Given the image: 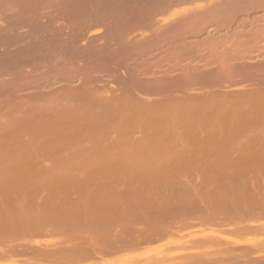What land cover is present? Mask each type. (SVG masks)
Returning <instances> with one entry per match:
<instances>
[{"label": "rangeland", "instance_id": "374dc122", "mask_svg": "<svg viewBox=\"0 0 264 264\" xmlns=\"http://www.w3.org/2000/svg\"><path fill=\"white\" fill-rule=\"evenodd\" d=\"M79 106L87 119H69L76 129L31 132L44 118L53 126L83 116ZM8 139L18 142L0 143V219L25 210L60 230L85 228L0 237V264H264V0H0V142ZM54 167L62 171L51 176ZM143 190L169 197L152 201L164 203L150 215L167 212L160 223L176 231L130 247L143 222L160 223L138 219L146 209L132 227L128 211L111 225L105 213L129 195L146 203ZM111 191L129 194L114 201ZM236 200L244 212L255 205V220L226 224L217 213L213 223L208 209L223 213ZM49 250L75 260L31 252Z\"/></svg>", "mask_w": 264, "mask_h": 264}, {"label": "bare ground", "instance_id": "6f19581e", "mask_svg": "<svg viewBox=\"0 0 264 264\" xmlns=\"http://www.w3.org/2000/svg\"><path fill=\"white\" fill-rule=\"evenodd\" d=\"M80 107H81V106H79L78 109H80ZM81 108H82V107H81ZM78 109H76V110H74V111H78V113H81V110H78ZM82 110H83V108H82ZM82 112H83V116H80V114H77V113H76V114H77V117H75V114L73 115L74 112L71 111L69 114H72L73 116L70 115L71 117L68 116L69 118H68V117H67V118H64V117H63V118H61L60 120L58 119L59 121H58V120H57V121L59 122V124H54L53 126H49V125H52V124L47 122V121H49V119H47V118H44L43 121H38V122L32 120V122H36V124H34L36 128H34L33 131H31V132H33V133L36 132V134H34V136H38L37 134H39V133H37V132H39V131H41V130H44V131H45V133H44L43 131H41V132H43V134H47L46 132H48V134H49V132H51V131H53V130H54V132H57L58 130H61V129H64V130H65V129H66V128H65V127H66L65 124H66V125L68 124V127H70V126H72V124H74V126H75V125L78 123V122H76V123H74V122L71 123V122L69 121V119H71V118L74 119V120H76V119H79V118L82 117L81 119H83V120L80 119V121H82L81 124H83V123H85L84 121H85L87 118H86V115H84V113H86V111L83 110ZM86 114H87V113H86ZM40 115H41V114H40ZM65 115H66V114H65ZM36 117H38V116H36ZM43 117H44V116H43ZM41 118H42V117H41ZM85 118H86V119H85ZM38 119H39V118H38ZM38 119H37V120H38ZM84 119H85V120H84ZM34 120H36V118H34ZM41 120H42V119H41ZM44 121H45V122H44ZM133 121H134V119H133ZM133 121H132V122H133ZM42 122H43V123H46V124L44 125ZM60 122H61V123H60ZM41 123H42V124H41ZM70 123H71V124H70ZM130 123H131V122H130ZM48 124H49V125H48ZM63 124H64V125H63ZM78 124H80V123H78ZM37 125H38V126L42 125V126H40V127L38 128ZM47 125H48V126H47ZM43 126L47 127L48 130H47V128L44 129L45 127H43ZM64 126H65V127H64ZM131 126H132V125H131ZM41 127H43V128H41ZM60 127H61V128H60ZM68 127H67V128H68ZM59 128H60V129H59ZM78 128H79L78 130H80V127H79V126H78ZM35 129H36V130H35ZM40 129H41V130H40ZM69 129H70V128H69ZM75 129H76V126H75ZM103 129H104V128H103ZM37 130H38V131H37ZM55 130H56V131H55ZM82 130H84V129H82ZM82 130H80V132H83L82 134L80 133V134H81L80 136H84V135L86 134V131H82ZM62 131H63V130H62ZM62 131H61V133H62ZM65 131H66V130H65ZM41 132H40V134H41ZM54 132H51V133H54ZM66 132H68V131H66ZM70 132H72V131H70ZM84 132H85V133H84ZM103 132H104V131H103ZM73 134H76V132L73 133ZM77 135H79V134L77 133ZM77 135H74V136H77ZM15 139H17V138H15ZM9 140H10V139H8L7 141H6V140H5V141L3 140V141H1L0 143H2V142H3V143L6 142L5 144L7 145V143L9 142L8 144L10 145V143L12 144V142L16 141V140L11 139V141H12V142H11V141H9ZM17 142H18V141H16V143H17ZM5 144H4V145H5ZM2 145H3V144H2ZM6 145H5V146H6ZM48 145H49V144H48ZM1 147H2V148H1ZM0 148H1V151H0V152H2L3 146H0ZM132 152H133V151H132ZM133 153H135V152H133ZM0 154H3V156H4V153H0ZM4 157H5V156H4ZM4 157H3V158H4ZM41 157H42V156H41ZM1 159H2V157L0 156V162L3 161V159H2V160H1ZM31 163H32V162H31ZM31 163L28 164V166L31 165ZM37 163H38V161H37ZM20 165H21V164H20ZM28 166H27V167H28ZM37 166H38V165H37ZM34 167H35V165H34ZM49 167H50V166H49ZM51 167H52V166H51ZM68 167H69V166H68ZM77 167H78V166H77ZM59 168H60V167H59ZM63 168H64V167H63ZM88 168H89V167H88ZM88 168H86V169H88ZM48 169H52V168H48ZM56 169H57V168L54 167V169H53L52 171H55V172H50L49 175H51V173H54V174H55V173H59V174H60V171H62V170H60L61 168L59 169V172H57ZM76 169H77V168H76ZM83 169H85V168H83ZM28 170H29V169H28ZM33 170H34V169H33ZM98 170H99V169H98ZM47 171H48V170H47ZM71 171H72V170H71ZM71 171H70V172H71ZM81 171H82V170H81ZM89 171H90V170H89ZM91 171H92V169H91ZM93 171H94V170H93ZM43 172H45V171H43ZM65 172L67 173V172H69V171H65ZM94 172H95V171H94ZM96 172H97V171H96ZM45 173H46V172H45ZM91 173H92V172H91ZM46 174H47V173H46ZM54 174H53V175H54ZM46 176H47V175H46ZM51 176H52V175H51ZM51 176H48V177L51 178ZM256 181H257V180H256ZM256 181H254V182H255V183H259V182H260L259 180H258L259 182H256ZM261 184H262V183H261ZM249 186H250V185H249ZM262 186H263V185H262ZM262 186H261V187H262ZM262 188H263V187H262ZM251 189H253V188H251ZM251 189H250V190H251ZM148 190H149L148 192H150L151 189H148ZM250 190H249V191H250ZM254 190H255V189H254ZM143 191H144V190H143ZM99 192H100V191H99ZM107 192H108V191H107ZM122 192H123V191H122ZM129 192H130V194H133L132 191H129ZM138 192H139V193H140V192L142 193L141 195L137 194V195H139V197L143 196V195H144V192H145V195L143 196V198L147 199V198L145 197V196H147V194H146L147 191H144V192H142V191H138ZM138 192H135L134 195H136V193H138ZM153 192L155 193V191H153ZM153 192H152V193H153ZM261 192H263L262 189H261ZM85 193H86V192H85ZM105 193H106V191H105ZM105 193L103 194V196L105 195ZM112 193H113V192L111 191V193H109V194L107 193L106 195H107V196H111ZM117 193H118V192H117ZM124 193H125V191H124ZM156 193H158V192H156ZM249 193H251V192H249ZM253 193H254V192H253ZM258 193H260V192H257L256 194H258ZM114 194H115V193H113L112 196H111L112 199H113L114 196H115ZM128 194H129V193H128ZM128 194H127V195H128ZM251 194H252V193H251ZM261 194H262V193H260V195H261ZM95 195H96V194H95ZM98 195H100V194L98 193V194L96 195L97 198H98ZM106 195H105V196H106ZM113 195H114V196H113ZM119 195H120V196H122V195H123V196H127L126 193H125V195H124L123 193H118V195L116 194V196H119ZM137 195H136V196H137ZM188 195H189V194H188ZM248 195H249V194H248ZM260 195H259V196H260ZM85 196H87V195H85ZM90 196L92 197V195H90ZM100 196H101V195H100ZM105 196H104V198L107 199V203H106L105 205H108V201H110V200H108V199H110V197L107 198V196H106V197H105ZM116 196H115V199H116ZM123 196H122V197H123ZM129 196H130V198H131V201H130V199H129ZM129 196H127V200H126V198H125L124 203H123V202H118V203H120L119 206H116V204L114 203V201H119V200H121V198L118 199L119 197H118L116 200L113 199L114 201L112 200V201L109 202V203H110V204H109L110 206H111V203H112V202H113V204H115V206L112 205V206L114 207V209L112 208L113 210H115L116 212H117V211L119 212V210L122 209L121 211H123V213H120V212L118 213V212H117L118 214H116V216H114V215H112L111 213H112V212L115 213V211H113L112 209H111L112 212H111V211H107L109 207L107 208V210H104V208H103L104 211H107V213H105V212H104V213H105L106 216L109 218V219H108V218L106 217V218L108 219V221H111V222H110V225H111L113 219L115 220V222H116V220H117V221L119 220L118 216L120 217V220L123 221V218L125 219L126 217H121V215L123 214V216H124V215L126 214L127 211H128V213H129V215H130V214H131L130 211H132V209H133V210H134V209L136 210V208H137V210H136L137 213H136V211H134V212H135V215L133 214L134 212H133L132 215H130V216H129V215H126V216H127V219L129 218V220H127V219H125V220H127V221H131V223L128 222L129 225L132 224V223H134V220H135V222H137L136 219L133 220V218L136 217V215L138 214V212H143L145 209H146V210L144 211L145 214H144V213H142V214L140 213V214L142 215V217L140 216V218L138 217V219H141V218H143V217L145 216L143 220L146 219V221H147V220H148V221L150 220V222H151V220L154 218V219H153V222H154L155 224L152 222L153 225H157L156 223L159 224L160 221L163 220V217H164L165 215L167 216V212H165V213H166V214L164 213L165 215H164V214L161 215L162 213H160L159 216H157L158 219L155 218L156 216H155V217H152V215H153L152 213H153V211H154V208H155V210H157V209H161V207H162L161 205L166 201V200H162V198H163V199H166L167 196H165L166 198H164V197L161 198V196H160V194H159L158 197L161 198V201H164V202H162V203L160 202V205L157 204L158 201L160 200V198H158V199H157L158 201H156V199H155V200L153 199V198H155V196H154V197L152 198L153 200H151V198H150V194H149V196H148V199L146 200L147 202H146V203H143V204H138V203H137L138 200L135 201V200H136V197H135V196H133V195H132V196L129 195ZM190 196H191V195H190ZM256 196H257V199H258V198H259L258 195H256ZM256 196L253 195L252 197L255 198ZM94 197H95V196H94ZM132 197L135 198V200H133ZM137 197H138V196H137ZM139 197H138V199H139ZM176 197H177V196H176ZM244 197H245V196H244ZM250 197H251V196H250ZM250 197H249V198H250ZM252 197H251V200H252ZM261 197H263V194L261 195ZM261 197H260V198H261ZM82 198H83V197H82ZM92 198H93V197H92ZM101 198H102V197H101ZM101 198H98V199H101ZM123 198H124V197H123ZM123 198H122V199H123ZM170 198H171L170 200H172L173 197H170ZM245 198L248 199V196L245 197ZM254 198H253V200H254ZM260 198H259V199H260ZM94 199H95V198H94ZM105 199L102 198V200H104L103 203H105ZM141 199H142V198H141ZM141 199H140V200H141ZM145 199H143L142 201H144ZM167 199H169V197H168ZM174 199H175V198H173V200H174ZM262 199H264V197H263ZM128 200H129V201H128ZM140 200H139V201H140ZM183 200H184V199H183ZM183 200H181V201H183ZM253 200H252V201H253ZM255 200H256V199H255ZM255 200H254V202H255ZM85 201H86V200H85ZM92 201H93V200H91V202H92ZM97 201H98V200H97ZM152 201H153V202L156 201L157 203L154 204V203H152ZM184 201H185V200H184ZM246 201L248 202V200H246ZM258 201H259V200H258ZM95 202H96V200H95ZM144 202H145V201H144ZM172 202H173V201H172ZM172 202H171V203H172ZM225 202H226V201H225ZM260 202H262V204H263V203H264V200H262V201L260 200ZM260 202H258L259 205H260ZM77 203L80 204V202H77ZM81 203H84V202H81ZM96 203H97V202H96ZM122 203H123V204H122ZM175 203H176V202H175ZM178 203H180V202H178ZM195 203H196V202H195ZM226 203L228 204V202H226ZM226 203H225V205H226ZM231 203H232V202H231ZM235 203H237V200L235 201ZM240 203H241V201L239 200V206H240ZM249 203H251L250 200H249V202H248L247 204H249ZM252 203H253V202H252ZM252 203H251V204H252ZM98 204H99V203H98ZM121 204H122V205H121ZM156 204H157V205H156ZM168 204H169V203H168ZM208 204H209V202H208ZM208 204H207V205H208ZM210 204H211V203H210ZM221 204H222V203H221ZM229 204H230V203H229ZM229 204H228V205H229ZM233 204H234V202H233ZM247 204H246V205H247ZM262 204H261V205H262ZM81 205H82V204H81ZM84 205H89V204H88V202H87V204H84ZM91 205H93V204H91ZM91 205H90V206H91ZM144 205H145V206H144ZM165 205H166V204H165ZM169 205H170V204H169ZM171 205H173V203H172ZM174 205H175V204H174ZM177 205H178V204H176V207H177ZM228 205H226V206H228ZM241 205H242V204H241ZM252 205H253V204H252ZM263 205H264V204H263ZM76 206H78V204H77ZM76 206H74V207H76ZM112 206H111V207H112ZM141 206H144V209H143ZM184 206H186V205H184ZM191 206H192V205H191ZM195 206H196V205H195ZM221 206H222V205H221ZM226 206H225V207H226ZM229 206H230V205H229ZM231 206H232V204H231ZM231 206H230V207H226V208H228V210L230 209V212H231V213H230L227 209H225V208H224L225 210H224L223 213H220L222 210L219 211V212H216V211H218V210H216V211H214V212L211 213L212 210L210 211V209H208V210H209V215H210V214H211V215L213 214V215H214L213 217H215V218L217 217V218L215 219V222L213 221V223H216V221H217V219H218V216H219L220 214L223 216V217H222L223 219L221 218V219H219V220H221V221H222V220H225L224 223H225L227 220H229V222L227 221L229 224L232 223V222H230V221L234 220L233 218H235V217L238 218V219L240 218V219H239L240 221L242 220V221L240 222L241 225H242V223L245 221V220H244V216H246L245 219H249V218H250L251 220H253V219L255 220V218H253V217H256V216H254V213H255L254 210L256 211V209H257V208L255 207V205H254V207H253V208H255V209H254V210L251 209V211L253 210V212L249 211V210H250V209L248 208L249 206L247 207V209H246L247 211H245V212H244L245 207H244V210H242V209H243V208H242L243 206H241V207L239 208V207H238V203L236 204L237 207H236L235 205L233 206L234 209H233V207H232V210H231ZM103 207H104V205H103ZM117 207H119V209H118ZM120 207H121V208H120ZM138 207H139V209H138ZM174 207H175V206H174ZM174 207L172 208V206H170V207L168 206V208H172V209H174ZM176 207H175V208H176ZM206 207H207V206H206ZM208 207H209V206H208ZM211 207H214V205H211ZM235 207H236V208H235ZM259 207L262 208V209L260 210V211H261V212H260V215H261V216H264V213H262V211L264 212L263 206H262V207L259 206ZM85 208H88V207H85ZM89 208H90V207H89ZM93 208H94V205H93L92 209H93ZM105 208H106V207H105ZM147 208H148V209H147ZM178 208H179V206H178ZM201 208H202V207H201ZM219 208H220V207H219ZM13 209H14V208H13ZM17 209H18V208H17ZM32 209H33V208H32ZM42 209H43V208H42ZM72 209H73V208H72ZM75 209H76V208H75ZM92 209H90L91 212L93 211ZM98 209H99V208H98ZM130 209H131V210H130ZM140 209H141V210H140ZM142 209H143V210H142ZM166 209H167V208H166V206H165V210H166ZM180 209H181V210H177V208H176L175 211H176V212L178 211V213H180V212L182 211V209L184 210V208H182V207H180ZM191 209H192V208H191ZM191 209H188V210L191 211V213H192V210H191ZM199 209H200V208H199ZM203 209L205 210V211H204V212H205L204 214L206 215L207 210L205 209V207H204ZM203 209H201V210L203 211ZM212 209H214V208H212ZM235 209H237V212H240V211H241L240 213L243 212L242 214L237 213V214H239L240 217H237L238 215L235 213V212H236ZM239 209H240V210H239ZM28 210H29V209H28ZM82 210H83V209H82ZM85 210H86V209H85ZM100 210H101V209H100ZM109 210H110V209H109ZM194 210H195V209H194ZM13 211H14V210H13ZM13 211H12V212H13ZM21 211H22V210H21ZM26 211H27V209H26ZM29 211H30V210H29ZM33 211H34V210H33ZM40 211H43V210H40ZM76 211H81V209H80V210L78 209V210H76ZM124 211H126V212H124ZM146 211H149V212H146ZM184 211H185V210H184ZM198 211L200 212V210H198ZM232 211H235V212H232ZM258 211H259V210H258ZM3 212H4V211H2V213H3ZM15 212H16V211H15ZM24 212H25V210H24ZM24 212H21V214L23 213L22 215H20V213L17 212V213L19 214V216L17 215V213H15L17 217H16V216H11L10 213H9V214L7 213V214L9 215V216H8V215H6V213L4 212L5 216H2V218L0 219V237H1V238L5 237V235H6V236L8 235V237H9V238L11 237V239L14 238V240H15V239H16V240H17V239L19 240V239H21V238H25V237H28V236L30 237V236H32V235H35V236H36L37 234H39V235L41 234V235H42V233H46V232L48 231L49 227L51 228L52 232H53V230H56V233L54 232V234H57V232H58L57 230H60V229H57V228H59L60 226H59L57 223H52L53 221H51V219H50V221H51L50 223H51V224H48V223L45 224L47 221H45L44 223H43V221L40 222V221H39L40 218L37 217V216H34V215H33V214H35V213H31V215H30L29 213L26 212L27 214H25ZM81 212H82V211H81ZM83 212H84V211H83ZM87 212H88V211H87ZM108 212H110V213L108 214ZM155 212L158 213L157 211H155ZM163 212H164V211H163ZM182 212H183V211H182ZM182 212H181V213H182ZM185 212L188 213V211H185ZM185 212H184V214H187V213H185ZM196 212H197V211H196ZM215 212H216V214H215ZM225 212H227V213L225 214ZM63 213H67V212L64 211ZM128 213H127V214H128ZM146 213H147V214H146ZM172 213H174V212H172ZM217 213H219V215H218ZM233 213H234V214H233ZM245 213H250V216H249V214L245 215ZM252 213H253V214H252ZM4 214H3V215H4ZM37 214H38V213H37ZM37 214H35V215H37ZM79 214H80V216L82 215L81 213H79ZM86 214H87V213H86ZM94 214H95L94 217L97 218L96 215L99 214V212H96V213H94ZM100 214H101L102 216L104 215V214L101 213V211H100ZM100 214H99V215H100ZM110 214H111V216H110ZM140 214H138V215H140ZM150 214H152V215H150ZM170 214H171V213H170ZM176 214H177V213H176ZM176 214H175V215H176ZM182 214H183V213H182ZM184 214H183V215H184ZM200 214H201V212H200ZM223 214H224V215H223ZM231 214H232V215H231ZM251 214H252L253 216H251ZM256 214H258V213H256ZM262 214H263V215H262ZM32 215H33V216H32ZM73 215H74V214H73ZM76 215H78V214H76ZM101 215H100V216H101ZM146 215H147V218H148L149 215H150L152 218H148V219H147V218H146ZM154 215H155V214H154ZM154 215H153V216H154ZM156 215H158V214H156ZM160 215L162 216V219H161V220H159ZM168 215H169V213H168ZM175 215H174L173 217H175ZM177 215H178V214H177ZM177 215H176V216H177ZM183 215H182V217H183ZM191 215H192V214H191ZM202 215H203V214H202ZM207 215H208V214H207ZM207 215H206V216H207ZM209 215H208L207 221H211V220H209ZM211 215H210V217H211ZM217 215H218V216H217ZM229 215H231L232 218H231V216L229 217ZM242 215H243V218H241ZM258 215H259V214H258ZM39 216H40V213H39ZM84 216H85V214H84ZM86 216H87V215H86ZM100 216H99L98 218L101 219ZM112 216H114V217H112ZM131 216H133V217L130 218ZM194 216L196 217V216H199V215H198V214H197V215H193V217H194ZM225 216H227L228 218L225 217ZM248 216H249V217H248ZM3 217H4V219H3ZM6 217H7V219H9V217H11V218L13 217V218L10 219V220H8V221H6ZM35 217H36V218H35ZM43 217H45V216H43ZM43 217H41V218H43ZM75 217H76V216H75ZM91 217H92V216H91ZM116 217H117V218H116ZM178 217H181V215L178 216ZM251 217H252V218H251ZM37 218H38V219H37ZM81 218H84V217H81ZM86 218H90V217H86ZM104 218H105V216H104ZM111 218H112V220H111ZM121 218H122V219H121ZM189 218H190V217H189ZM204 218L206 219L205 216H204ZM211 218H212V217H211ZM211 218H210V219H211ZM224 218H225V219H224ZM236 218H235V220H238V219H236ZM259 218H260V216L257 217V219H259ZM2 219H3V220H2ZM35 219H37V220H35ZM45 219H46V218H45ZM67 219H68V218H67ZM84 219H85V218H84ZM92 219H93V218H92ZM107 219H105V220H107ZM131 219H132V220H131ZM156 219H157L158 221H154V220H156ZM173 219H174V218H173ZM179 219H180V218H179ZM190 219H191V218H190ZM41 220H44V219H41ZM69 220H70V219H69ZM89 220H91V219H89ZM105 220H104V221H105ZM120 220H119V221H120ZM125 220H124V221H125ZM143 220H142V221H143ZM166 220H167V222H169L168 219H166ZM183 220L187 221V220H186V217H185ZM194 220H196V218H194ZM200 220H201V221H204V220H202V219H200ZM219 220H218V221H219ZM35 221H36V222H35ZM66 221H68V220H66ZM86 221H87V220H86ZM91 221H92V220H91ZM91 221H89V222H91ZM101 221H102V220H101ZM104 221H103V222H104ZM132 221H133V222H132ZM142 221L139 223L140 225H141ZM148 221H147V222H148ZM37 222H38V223H37ZM54 222H55V221H54ZM98 222H99V221H98ZM138 222H139V221H138ZM147 222H146V224H147ZM172 222H173V221H172ZM174 222H175V221H174ZM179 222H180V221H179ZM211 222H212V221H211ZM222 222H223V221H222ZM227 222H226V224H227ZM256 222H257V221H256ZM42 223L45 224V225H43ZM70 223L73 224V225H75V226H81V225L83 224V223H82L81 225H76L75 223H72V222L70 221V222H68L67 224H69L70 227H72V228H73V227H74V228H77V227L72 226ZM86 223H87V222H86ZM91 223H92V222H91ZM106 223H107V222H106ZM116 223H118V222H116ZM116 223H115V224H116ZM119 223H120V222H119ZM121 223H124V222H121ZM128 223L126 222V224H128ZM185 223H186V222H185ZM213 223H212V224H213ZM233 223H234V221H233ZM237 223H238V221H237ZM54 224H55V225H58V226L55 227ZM84 224H85V223H84ZM95 224H96V223H95ZM97 224H98V223H97ZM100 224H101V222H99V226H100ZM102 224H103V223H102ZM102 224H101V226H102ZM108 224H109V222H108ZM108 224H107V225H108ZM112 224H114V221H113ZM126 224H125V225H126ZM136 224H137V223H136ZM143 224H144V226H146V227H144V230L142 231V229H141V232H140V233L138 232V233H139L138 236H136L135 239H133V241H129V240H128V241H129V242H127V243H128V244H127L128 246H130V247H132V246H137V245H139V243H141V242H143V241H144V243H145V241L149 242L148 240H150L152 237H158V238L161 239V238H164V237L168 236L169 234H172V232L174 233V232L176 231V226H173V225H174L173 223H172V224H171V223H168V224L166 223L165 225H164L163 223H160L161 225H162V224H163V225L160 226V224H159V226L157 225V227H154V226L151 227L150 225H148L149 222H148V224H147L149 227H147V225H145L144 222H143ZM175 224H176V223H175ZM182 224H184V222H183ZM189 224H190V223H189ZM202 224H203V222H202ZM208 224H209V223H208ZM65 225H66V224H65ZM87 225H88V224H87ZM90 225H91V224H90ZM107 225L104 224V226H106V227H107ZM117 225H118V224H117ZM125 225H124V226H125ZM132 225H133V224H132ZM132 225H130V226L132 227ZM137 225H138V224H137ZM186 225L189 226L188 223H187ZM191 225H192V224H191ZM193 225H195V224H193ZM52 226H53V227H52ZM63 226H64V225H63ZM92 226H93V225H92ZM104 226H103V227H104ZM115 226H116V225H115ZM130 226H129V227H130ZM142 226H143V225H142ZM195 226H196V225H195ZM257 226H258V225H257ZM257 226H256V227H257ZM70 227H67V225H66V228H65V229L62 228L61 230H64V232H66L65 230H67V228L70 229ZM106 227H104V228H106ZM121 227H123V226L121 225ZM127 227H128V226H127ZM131 227H130V228H131ZM192 227H193V226H192ZM81 228L84 229L85 227L81 226ZM88 228H89V227H88ZM114 228H115V227H114ZM123 228H124V227H123ZM142 228H143V227H142ZM174 228H175V229H174ZM187 228H188V227H187ZM242 228H243V229H242ZM242 228H241V229L244 230L245 227H242ZM249 228H250V227H249ZM69 229H68V230H69ZM92 229H94V228H92ZM119 229H120V228H119ZM173 229H174V230H173ZM184 229H185V228H184ZM238 229H239V228H238ZM241 229L239 230L240 232H241ZM247 229H248V228H247V225H246V230H247ZM260 229H262V228H260ZM51 230H50V232H51ZM61 230H60V231H61ZM72 230H73V229H72ZM72 230H71V231H72ZM75 230H77V229H75ZM89 230H90V229H89ZM115 230H116V229H115ZM130 230H131V229H130ZM133 230H135V229H133ZM181 230H182V229H181ZM234 230H235V229H234ZM258 230H259V229H258ZM60 231H59V233H60ZM86 231H87V230H86ZM123 231H124V230H123ZM127 231H128V230H127ZM131 231H132V230H131ZM131 231H130V232H131ZM136 231H137V230H136ZM251 231H252V230H251ZM48 232H49V231H48ZM62 232H63V231H62ZM130 232H129V233H130ZM217 232H218V231H217ZM131 233H134V232H131ZM88 234H90V233H88ZM88 236H89V235H88ZM90 236H91V235H90ZM115 236H116V235H115ZM117 236H118V234H117ZM122 236H123V235H122ZM175 236H177V235H175ZM69 237H70V236H69ZM69 237H68V238H69ZM91 238H92V237H91ZM118 238H119V236H118ZM158 238H157V239H158ZM5 239H6V238H5ZM11 239H10V240H11ZM77 239H78V238H77ZM18 240H17V241H18ZM85 240H86V239H85ZM92 240H93V238H92ZM119 240H120V239H119ZM197 240H199V239H197ZM197 240H196V241H197ZM12 241H13V239H12ZM79 241H81V240H79ZM113 241H114V240H113ZM2 242H3V241H2ZM2 242H0V243H2ZM5 242H7V241H5ZM81 242H83V241H81ZM89 242H90V241H89ZM201 242L203 243V241H201ZM10 243H11V242H10ZM79 243H80V242H79ZM115 243H116V242H115ZM115 243H114V244L111 243L110 245H108V246L106 247V248L109 250V253H110V249H114V248L116 247V246H114ZM117 243H118V242H117ZM117 243H116V245H117ZM120 243H121V240H120V242L118 243V246H119V247H122V246H121L122 243H121V244H120ZM198 243H199V242H198ZM97 244H98V243H97ZM119 244H120V245H119ZM141 244H142V243H141ZM77 245H78V244H77ZM86 245L91 246L90 244H86ZM2 246H3V245H2ZM14 246H15V245H14ZM21 246H24V245L21 244L20 247H21ZM26 246H27V245H26ZM81 246H82V245H81ZM102 246H103V245H102ZM118 246H117L116 250H117V249H120ZM128 246H127V247H128ZM17 247H18V246H17ZM17 247H16V248H17ZM130 247H128V248H130ZM22 248H23V247H22ZM33 248H34V247H33ZM72 248H73V247H72ZM75 248H76V247H75ZM81 248H82V247H81ZM100 248H101V247H100ZM100 248H99V251H98L99 253H100V251L104 253L103 250H105V251L107 250V249H102V248H101V249H102V250H101ZM103 248H104V247H103ZM136 248H137V247H136ZM247 248H248V247H247ZM38 249H39V248H38ZM94 249H95V248H94ZM122 249H123V247H122ZM137 249H139V248H137ZM230 249H231V248H230ZM232 249L235 250L233 247H232ZM9 250H11V249H9ZM12 250H13V249H12ZM27 250H28V249H27ZM67 250H69V249H67ZM73 250H75V249H73ZM77 250H78V249H77ZM92 250H93V249H92ZM97 250H98V249H97ZM97 250H96V251H92V252L95 253V252H97ZM240 250H241V249H240ZM240 250H238V251H240ZM243 250H244V249H243ZM250 250H252V249L250 248ZM250 250H249V251H250ZM49 251H50V250H49ZM59 251H60V249H59ZM113 251H114V250H113ZM235 251H237V250H235ZM247 251H248V250H247ZM252 251H254V250H252ZM252 251H251V252H252ZM16 252H18V251H16ZM26 252H27V251H26ZM31 252L34 253V254L32 253L33 256L43 257V258L46 257L45 259H47V258H49V259L52 258V259L55 260L56 258H58V260L56 259V261H58V262H59V260H60V261L62 260L61 262H63V261H68L69 259H71V261H72V260L74 259V258H70L72 255H71V256L68 255V256H69V257L67 258L68 260H66L65 256H63V259H62L61 256H60V253L57 252L56 250H55V251L52 250V252H51V251H50V252H47V251H46V252H43V251H42V252H37V251L34 252V251H31ZM107 252H108V251H107ZM107 252H106V254H107ZM230 252H231V251H230ZM254 252H255V251H254ZM61 253H62V252H61ZM73 253H75V252L73 251ZM90 253H91V252H90ZM109 253H108V254H109ZM112 253H113V252H112ZM247 253H248V252H247ZM30 254H31V253H30ZM84 254H85V253H84ZM100 254H102V253H100ZM108 254H107V255H108ZM110 254H111V253H110ZM248 254H250V252H249ZM16 255H17V254H16ZM102 255H103V254H102ZM242 255H245V254H242ZM33 256H32V257H33ZM58 256H59V257H58ZM82 256H83V255L81 254V258H82ZM85 256H86V255H85ZM54 257H55V258H54ZM72 257H73V256H72ZM75 257H78V258L81 260V258H80L79 255H78V256H75ZM240 257H241V256H240ZM95 258H96V257H95ZM52 259H51V260H52ZM54 260H53V261H54ZM74 260H75V259H74ZM74 260H73V261H74ZM77 260H78V259H77ZM42 261H44V260L42 259ZM230 261H231V260H230ZM47 262H48V261H47ZM261 262H262V261H261ZM59 263H60V262H59ZM69 263H70V262H69ZM236 263H237V262H236ZM242 263H243V262H242ZM56 264H57V262H56Z\"/></svg>", "mask_w": 264, "mask_h": 264}]
</instances>
